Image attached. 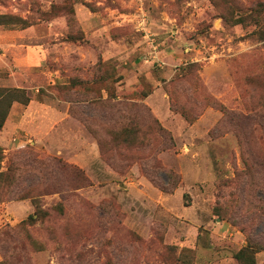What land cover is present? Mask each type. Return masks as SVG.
<instances>
[{"label":"rangeland","instance_id":"obj_1","mask_svg":"<svg viewBox=\"0 0 264 264\" xmlns=\"http://www.w3.org/2000/svg\"><path fill=\"white\" fill-rule=\"evenodd\" d=\"M262 4L0 0L29 24L0 25V83L32 98L3 147L0 264H238L264 244Z\"/></svg>","mask_w":264,"mask_h":264},{"label":"trees","instance_id":"obj_2","mask_svg":"<svg viewBox=\"0 0 264 264\" xmlns=\"http://www.w3.org/2000/svg\"><path fill=\"white\" fill-rule=\"evenodd\" d=\"M264 6V4H262ZM258 21V19L256 20ZM0 25L7 27H17L20 26L25 28L29 26L28 22L19 16L13 14H0ZM121 77V76H120ZM120 77H117L115 82L119 83L121 80ZM108 76L106 74L100 75L98 81H106ZM153 88L150 92L145 93L144 97H147L152 93ZM116 92H108L109 98L116 97ZM32 98L25 87H4L0 86V130L3 129L8 116L13 109L14 103H21L23 105H28L31 102ZM139 130L136 127L124 128L120 132H115L113 137L117 140H123L127 144H135ZM3 159V146L0 145V165ZM61 162L60 160H57ZM63 166H68L64 165ZM81 177V171H79ZM13 168L10 166L7 171L0 170V202L5 200V196L10 194V186L14 180ZM14 199L17 200L26 199L31 197L34 204L37 206L36 196L26 193L24 190L18 194H14ZM12 199V198H10ZM9 199V200H10ZM62 210V208H61ZM38 217L34 214H30L27 220L31 222L36 221L39 217L46 215L45 210H40L37 213ZM264 250V244L262 242H252L251 240L248 243L240 248L235 253V258L238 261V264H257V254Z\"/></svg>","mask_w":264,"mask_h":264},{"label":"crops","instance_id":"obj_3","mask_svg":"<svg viewBox=\"0 0 264 264\" xmlns=\"http://www.w3.org/2000/svg\"><path fill=\"white\" fill-rule=\"evenodd\" d=\"M10 79H12V78H10ZM0 86H4V87H22V86H19V85H9L7 82H1L0 83ZM16 104H20V103H15L14 105H13V109H15L16 107H17V105ZM13 113V112H12ZM12 113H10V115L8 116V118H7V120H6V123H5V125L7 126H5L4 125V127H3V129H1L0 130V145L1 146H3V147H5V146H7L8 145V137H11L12 136V134H9L8 133V125H10V124H8L9 123V121L11 122V123H13V124H15L16 126H15V128H17L18 126H20V121H19V119H15V121H13V116H12ZM21 120V119H20ZM9 135H11V136H9ZM13 203V202H12ZM12 203H8V204H6V207H8V209H10V205L12 204ZM5 204V203H4Z\"/></svg>","mask_w":264,"mask_h":264}]
</instances>
